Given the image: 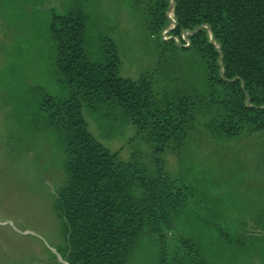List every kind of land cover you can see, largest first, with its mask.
I'll list each match as a JSON object with an SVG mask.
<instances>
[{"label": "trees", "instance_id": "1", "mask_svg": "<svg viewBox=\"0 0 264 264\" xmlns=\"http://www.w3.org/2000/svg\"><path fill=\"white\" fill-rule=\"evenodd\" d=\"M87 1L51 10L54 76L67 93L44 95L38 111L63 148L54 202L61 264H126L145 235L155 236L159 264H208L195 240L173 230L196 189L167 173L160 155L200 127L212 138L264 139V0H135L157 53L155 67L136 79L119 75L111 38L96 54L86 51ZM180 57L191 62L190 80L159 88L158 69ZM82 108L132 123L151 143L156 169L119 160L88 131Z\"/></svg>", "mask_w": 264, "mask_h": 264}, {"label": "rangeland", "instance_id": "2", "mask_svg": "<svg viewBox=\"0 0 264 264\" xmlns=\"http://www.w3.org/2000/svg\"><path fill=\"white\" fill-rule=\"evenodd\" d=\"M71 4L0 0V264H61L64 241L54 202L64 179L63 148L38 111L44 95L67 93L55 80L49 22L51 10L63 13ZM84 8L89 54L99 52L109 37L121 59L120 76L136 79L155 67L157 53L141 3L88 0ZM168 30L162 33L166 39ZM185 60L164 62L166 68L156 74L159 88L190 80L191 62ZM82 114L92 136L119 160L156 169L151 143L132 123L87 108ZM160 156L165 171L184 177L199 196L174 233L195 240L208 264H264L263 137L212 138L200 127L188 134L183 147ZM158 257L155 236L145 235L126 264H159Z\"/></svg>", "mask_w": 264, "mask_h": 264}, {"label": "built area", "instance_id": "3", "mask_svg": "<svg viewBox=\"0 0 264 264\" xmlns=\"http://www.w3.org/2000/svg\"><path fill=\"white\" fill-rule=\"evenodd\" d=\"M167 33H168V31H167ZM162 36H164V34H162ZM168 36H170V35H168ZM165 37V36H164ZM163 37V38H164ZM170 38H171V36H170ZM166 39V38H165ZM169 39V38H168ZM182 39L185 41V45H187V43H188V38H187V33H184L183 35H182ZM175 41L177 42V43H180V41L177 39V38H175Z\"/></svg>", "mask_w": 264, "mask_h": 264}, {"label": "water", "instance_id": "4", "mask_svg": "<svg viewBox=\"0 0 264 264\" xmlns=\"http://www.w3.org/2000/svg\"><path fill=\"white\" fill-rule=\"evenodd\" d=\"M173 9V1L171 2V5H170V10Z\"/></svg>", "mask_w": 264, "mask_h": 264}]
</instances>
